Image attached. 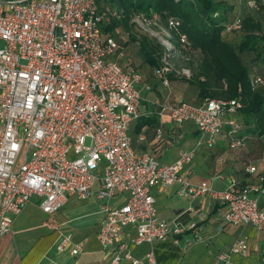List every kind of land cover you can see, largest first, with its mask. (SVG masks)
<instances>
[{"label": "built area", "instance_id": "built-area-1", "mask_svg": "<svg viewBox=\"0 0 264 264\" xmlns=\"http://www.w3.org/2000/svg\"><path fill=\"white\" fill-rule=\"evenodd\" d=\"M245 7L264 12V0H245ZM120 18L116 9H99L96 0H0V238L11 233L14 218L31 200L51 216L71 196L88 199L98 183L94 195L103 220L97 240L112 255L109 264H157L156 244L170 243L185 252L202 243L208 249L210 238L202 223L214 205L218 232L226 227L253 228L261 239L257 264H264V177H257L258 184H244L219 174L214 179L225 186L216 189L209 182L192 183L181 176L196 150L213 147L225 128L230 149L245 145L237 137L241 124L231 118L240 102L205 98L192 105L171 103L169 97L156 101L158 116H168L178 128L193 124L199 138L195 147L180 150L170 164L137 152L129 130L141 116L142 77L119 64L123 48L104 33L112 19ZM131 23L168 51L153 70L168 88L175 51L171 39L182 47L189 45L178 30L179 21L169 18L165 28L153 22L157 30L143 15ZM241 29L236 17L225 32ZM262 67V75L250 76L253 90L264 85V59ZM180 72L175 74L190 71ZM155 132L160 138L161 128ZM246 171L256 172L253 166ZM174 185H179L180 197L205 207L199 221H183L182 215L171 221L157 219L152 190ZM119 194L126 195L124 203L112 206L110 201ZM127 229L133 231L134 247H149L142 258H134L121 241ZM68 247L72 256L83 252L81 243L73 244L70 235H63L56 250ZM250 255L249 239L239 236L209 264H241L235 258Z\"/></svg>", "mask_w": 264, "mask_h": 264}, {"label": "crops", "instance_id": "crops-1", "mask_svg": "<svg viewBox=\"0 0 264 264\" xmlns=\"http://www.w3.org/2000/svg\"><path fill=\"white\" fill-rule=\"evenodd\" d=\"M234 10L236 11V9ZM112 35V37L125 48L124 55L118 59L119 64L126 68H131L142 77V82L138 85V89L143 93V100L139 108L141 116L137 121L131 124L129 130L132 147L137 152L152 155L160 163L170 164L175 160L180 150H189L195 147L196 141L199 138V133L191 123H185L182 127L178 128L174 126L168 116H158L156 101H162L166 97H169L171 103L186 102L197 105L201 101V98L198 96V88L188 85L187 83L179 84L178 82L172 81H170V86L168 88L163 87L160 80L153 75L154 68L143 63L138 54V48L134 47V45L129 46V43L127 44L128 35L126 31L121 26H118L113 31ZM124 36L127 38L124 39ZM145 85L149 87V90L144 88ZM231 118L241 123L238 114ZM157 128H161L162 130L160 138L156 136L155 131ZM227 131L228 128H225L222 135H227ZM222 135L218 138L213 147H207L205 145L199 147L196 150L192 162L184 167L181 176L192 183H200L202 181L209 182L216 189H223L225 186L224 181L214 179V177L219 174L223 175L224 178L229 176L235 177L240 182L243 181V183L258 184L257 177L259 175L257 171L254 174H249L246 171L247 166L243 170L244 178L239 179L233 173L234 171L231 166L228 167L223 165L221 158H217L218 160L215 163L213 173L202 178L209 174V171L203 164L206 158L198 156V152L204 151L203 153L207 154L208 151L220 150L219 147L221 145L220 143L218 144V142L222 140ZM225 147L226 149H230L229 141L225 143ZM229 165H235L234 161H229ZM195 177H197L198 180L193 182L192 180ZM254 178H256L255 181H251ZM98 187L99 184L97 183L92 191L93 193L86 200L81 201L74 196L69 197L65 206L60 210L62 212L58 211L59 214L58 212L55 213L58 215L53 214L55 216H53L54 219L50 224H44V221L47 219V217L44 216L47 215H44L39 210L37 201L35 200L36 202L34 203H30V201L23 209L22 213L14 218L11 233L0 238V264H109L112 255H108L101 248L97 240V233L103 220L100 204L94 195ZM178 190L179 185L167 188L157 186L153 188L152 195L155 191L164 197L170 198L172 197V193H176L177 197L182 198V200L180 199V201L171 204L172 217L168 221H171L177 215H182L183 221H199L200 217L205 214L202 213L205 207L201 202H191L187 198L180 197ZM125 198L126 195L119 194L110 201V204L112 206H119L124 203ZM261 206L264 207V202H262ZM217 208L218 206L214 205L209 209L211 211L207 215L206 220L202 223V227L205 236L209 237L210 241L211 238L212 241H216L218 247L217 252H219L226 249L236 238L230 235V241L226 242L225 237H228V235H226V229L228 227L224 228L222 232H218V225L215 221V212ZM209 210H207V212ZM44 226H50L52 231H57L60 227H69L72 229V232H56L55 234L51 232L44 233L42 232V227ZM233 228H239V235L241 236L246 234V227ZM251 229L253 230V228ZM63 235H70L73 244L81 243L83 245V252L77 256H72L70 253L71 247L66 248L62 252L57 251L56 245ZM132 237L133 231L127 229L123 231L121 241L126 243L127 249L134 258H142L149 251V247L147 245L134 247L131 243ZM247 238L249 239L251 255L252 252H254L253 254L257 264L258 253L261 250V239L256 234L255 239L249 236H247ZM165 244L171 246L170 243L156 244L154 246V249L158 252L159 259L161 256L166 257V254L161 253L163 252V248L160 247ZM164 251H166V249H164ZM184 253H186V251Z\"/></svg>", "mask_w": 264, "mask_h": 264}, {"label": "trees", "instance_id": "trees-1", "mask_svg": "<svg viewBox=\"0 0 264 264\" xmlns=\"http://www.w3.org/2000/svg\"><path fill=\"white\" fill-rule=\"evenodd\" d=\"M96 2L99 9L111 7L121 14L120 19L111 20L104 33L112 37L118 26L126 31L128 37L131 31L133 40L138 43L140 58L152 68L160 65V59L168 54V51L156 39L137 31L136 33L131 20L136 15H143L148 19L149 25L156 30L153 22L165 28L169 18L178 20L180 23L178 30L186 36L189 45L182 47L172 37L173 49L181 51L184 55L187 52H199L201 55L197 71L193 72L191 78L184 77L183 82L196 86L201 100L211 98L239 101L241 107L237 114L242 124L237 122L242 128L246 126L247 132L251 135L264 136V85L255 90L250 86L251 75H262L264 32L261 24L253 17L256 12L245 7V0H241L244 13L239 9L238 12L235 11L236 7L226 0H96ZM236 17L242 22L241 31L226 33V26ZM120 46L125 53L123 45ZM242 54L255 55L251 69L244 64Z\"/></svg>", "mask_w": 264, "mask_h": 264}, {"label": "rangeland", "instance_id": "rangeland-1", "mask_svg": "<svg viewBox=\"0 0 264 264\" xmlns=\"http://www.w3.org/2000/svg\"><path fill=\"white\" fill-rule=\"evenodd\" d=\"M229 3H232L238 12L239 10H242V3L241 0H227ZM243 11V10H242ZM244 13V11H243ZM253 17L261 24L262 30L264 32V12H256L253 14ZM133 31V30H132ZM134 31L139 32L136 28ZM136 32V33H137ZM140 33V32H139ZM141 35V34H140ZM139 35V36H140ZM125 37V36H124ZM133 34L130 31V35L128 37L127 44L134 45V47L138 48V43L133 40ZM125 37L124 39H126ZM135 39V36H134ZM137 50V49H136ZM134 50V51H136ZM242 60L244 64L251 69L254 63L255 55L254 54H242L241 55ZM201 60V55L199 52H187L185 55L181 51H174V55L172 58V61L170 62L173 71L169 74V79L172 82H178L179 84H184L183 78H191L194 71H197V66L199 65ZM188 69L190 72L187 74H181V76H177L175 74V71H181V69ZM181 73V72H180ZM141 98L143 99V93L140 92ZM141 105V104H140ZM140 108V106H139ZM141 110V109H140ZM140 112V111H139ZM169 123V122H168ZM170 124V123H169ZM245 128H242V130L237 134L239 138H242L244 142L246 141V144L244 147L237 148L234 150L226 149L225 143L228 142V136L226 134L222 135V140L218 142L220 143V150L217 151H208L207 154H204V151H199L198 156H203V158H206L203 162L204 166L209 171V174L206 176H203L202 178L207 177L208 175L212 174L215 168V163L218 160L217 158H221L224 166H231L233 168V173L239 178L243 179V170L247 166H253L259 176L264 177V136L262 137H256L251 135L249 132H247L248 128L246 126H243ZM89 145V140L86 141L85 146ZM180 150V149H179ZM206 155V156H205ZM234 161L235 165H229V161ZM207 173V172H206ZM256 178L252 179L251 181H255ZM198 178H193V182L197 181ZM153 196L155 199V209H156V215L157 219L160 221H168L172 217V210H171V204H174L180 199L176 196V193H172V197L167 198L163 195H160L153 192ZM82 201V200H81ZM36 202L35 199L31 200L30 203ZM100 204V203H99ZM31 206V204H30ZM101 206V205H100ZM62 212V211H60ZM59 214V212H58ZM55 214V215H58ZM44 216L47 217V219L44 221V224H50L52 220L54 219L53 216ZM62 218V217H60ZM56 224V223H55ZM52 226V225H50ZM50 226H44L42 227V232L47 233L51 232L52 234H55L56 232L60 233H69L72 232V229L69 227H60L57 231H52ZM246 234L242 236H249L252 239H255L254 231L248 226L246 227ZM239 228H233L228 227L226 229V235L228 237H225L226 242L230 241V235H233L235 238L241 236L239 235ZM222 237V236H220ZM172 246V245H171ZM167 244L162 245L160 247L163 248V252L166 254V257L161 256L159 259L158 252L155 250V256L157 259V264H209V261H211V258L213 255L218 251V247L216 244V241H210L208 249L205 247L204 244H194L191 245L189 248H187L184 253L182 249L178 247H171ZM166 249V251H164ZM209 250V253H208ZM254 252H252V255L248 259L239 260V258H235L236 262L239 261L241 264H256V259L254 257Z\"/></svg>", "mask_w": 264, "mask_h": 264}]
</instances>
